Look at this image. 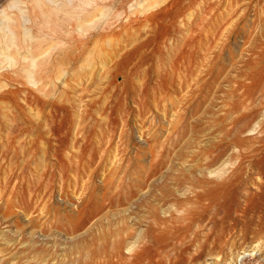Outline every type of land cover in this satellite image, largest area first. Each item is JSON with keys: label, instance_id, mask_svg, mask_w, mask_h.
Returning a JSON list of instances; mask_svg holds the SVG:
<instances>
[{"label": "rangeland", "instance_id": "1", "mask_svg": "<svg viewBox=\"0 0 264 264\" xmlns=\"http://www.w3.org/2000/svg\"><path fill=\"white\" fill-rule=\"evenodd\" d=\"M0 264H264V0H0Z\"/></svg>", "mask_w": 264, "mask_h": 264}]
</instances>
